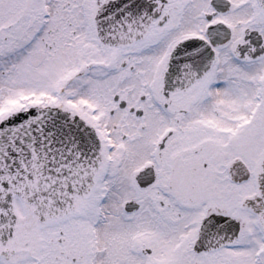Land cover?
<instances>
[{
	"label": "snow or ice",
	"instance_id": "obj_1",
	"mask_svg": "<svg viewBox=\"0 0 264 264\" xmlns=\"http://www.w3.org/2000/svg\"><path fill=\"white\" fill-rule=\"evenodd\" d=\"M0 264H264V0H0Z\"/></svg>",
	"mask_w": 264,
	"mask_h": 264
}]
</instances>
